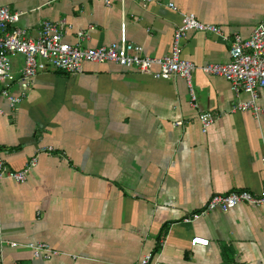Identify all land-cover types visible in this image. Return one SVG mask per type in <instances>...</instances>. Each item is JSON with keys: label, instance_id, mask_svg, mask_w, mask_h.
Wrapping results in <instances>:
<instances>
[{"label": "crops", "instance_id": "1", "mask_svg": "<svg viewBox=\"0 0 264 264\" xmlns=\"http://www.w3.org/2000/svg\"><path fill=\"white\" fill-rule=\"evenodd\" d=\"M105 1L0 0V6L20 13L14 26L33 37L42 20L61 21L67 42L86 48L125 40L151 57L170 53L182 14L192 13L228 38L188 32L181 57L197 67L228 62L234 35L248 38L264 21V0ZM11 62L19 76L23 57ZM191 84L196 106L181 77L84 63L76 75L40 72L17 110L1 100L6 169L37 163L23 183L0 180V264H135L148 253L156 264H264V207L240 204L185 221L213 194L262 192L264 111L235 110L249 95L236 94L220 76L197 69ZM256 103L264 109V88ZM202 111L215 116L205 133ZM197 237L208 244L192 245ZM32 242L61 254L36 258L24 246Z\"/></svg>", "mask_w": 264, "mask_h": 264}, {"label": "built area", "instance_id": "2", "mask_svg": "<svg viewBox=\"0 0 264 264\" xmlns=\"http://www.w3.org/2000/svg\"><path fill=\"white\" fill-rule=\"evenodd\" d=\"M139 1L150 2L151 0ZM105 2L107 5L111 4L110 0ZM168 6L176 9L172 3ZM19 16L20 13L11 10L10 7L0 6V101L6 100L12 110H17L22 104L31 89L34 78L40 72L52 70L76 75L83 71L84 63H111L122 68H133L139 74L151 75L155 79L183 78L187 83L190 101L194 106H196L197 96L191 79L194 72L200 69L205 74L225 79L236 94L243 92L249 95L248 100L235 104V110L250 111L254 116H259L264 111L256 103L258 90L264 88V21L248 38H243L239 34L234 35L228 62L209 63L197 67L193 62L181 57L183 40L188 32H208L222 36L223 39L228 38L223 35L219 27L203 23L192 13L182 14L180 24L174 31L171 51L162 57L148 56L144 54L141 45L125 40L100 47L83 48L64 40L63 35L67 26L61 21L42 20L39 23L37 36L33 37L29 35L26 28L14 26ZM84 36H86L84 32L78 33L79 38ZM17 55L23 57V67L19 76L14 74L11 62L12 57ZM14 85L19 87L18 92L12 90ZM1 114L3 111L0 108ZM198 120L201 131L205 133L214 124L215 116L210 111H202L198 115ZM177 125H183V121H178ZM36 163L37 159L32 158L22 170L9 171L0 156V180L7 177L23 183ZM240 204L264 207V186L259 194L248 190L213 194L204 207L186 217L185 221L196 220L203 214L215 210L227 211ZM3 243L0 232V244ZM7 243L11 247L18 246L16 242L7 241ZM191 244L207 245L208 240L197 237L192 239ZM1 245L0 255L2 254ZM24 246L30 248L36 258L51 259L61 254L60 251L52 249L44 242H32ZM135 264H156L155 256L152 253L145 254Z\"/></svg>", "mask_w": 264, "mask_h": 264}]
</instances>
